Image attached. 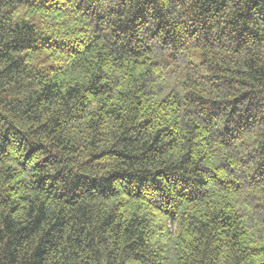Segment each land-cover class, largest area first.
Instances as JSON below:
<instances>
[{
    "label": "trees",
    "instance_id": "obj_1",
    "mask_svg": "<svg viewBox=\"0 0 264 264\" xmlns=\"http://www.w3.org/2000/svg\"><path fill=\"white\" fill-rule=\"evenodd\" d=\"M0 264H264V0H0Z\"/></svg>",
    "mask_w": 264,
    "mask_h": 264
},
{
    "label": "rangeland",
    "instance_id": "obj_2",
    "mask_svg": "<svg viewBox=\"0 0 264 264\" xmlns=\"http://www.w3.org/2000/svg\"><path fill=\"white\" fill-rule=\"evenodd\" d=\"M196 61H199L200 60V57H197V58H194Z\"/></svg>",
    "mask_w": 264,
    "mask_h": 264
}]
</instances>
